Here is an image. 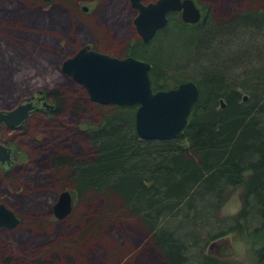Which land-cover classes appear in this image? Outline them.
Segmentation results:
<instances>
[{
    "label": "trees",
    "instance_id": "16d2710c",
    "mask_svg": "<svg viewBox=\"0 0 264 264\" xmlns=\"http://www.w3.org/2000/svg\"><path fill=\"white\" fill-rule=\"evenodd\" d=\"M238 11L236 18L220 23H214L204 13L195 24L186 25L179 17L176 21L175 33L183 37L185 53H200L210 47L213 56V62L201 71L200 79L190 78L199 87V97L181 134L166 140L140 139L134 127L136 106L110 104L105 106L108 110L97 124L82 129L92 145V155H50L54 169L66 168L75 195L101 196L106 203L112 202L110 196L114 195L118 201L114 210L123 209L142 222L165 264H240L201 251L198 262L188 261L185 242L167 228L170 221L196 223L202 217L197 202L210 201L202 209L208 217L225 201L228 190L239 185L244 188L243 207L232 218L233 225L217 229L209 238L219 240L235 231L249 246L254 264H264V4ZM175 16L170 14L169 21L176 20ZM238 27L248 30L249 35L245 40L238 37L240 43L229 53L227 35L235 37ZM166 30L167 26L148 43L139 40L129 46L123 56L113 55L149 62L151 87L155 91L189 80L169 69V62L174 60L169 44L158 39ZM153 42L156 44L150 49ZM224 50L229 53L225 59L221 56ZM210 54H205L208 61ZM26 55L33 56L29 58L33 65L48 66L36 53L17 47L0 35V94L9 93V88L22 85L23 79L29 77L26 69L33 65L25 62ZM229 60L234 68L226 67L224 62ZM58 82L64 84L59 79ZM42 93L53 102L50 113H59L65 105L75 110L80 106L58 87L43 89ZM248 208L257 218L253 226H248ZM91 228L89 225L85 231ZM39 263L41 259L36 258L30 264Z\"/></svg>",
    "mask_w": 264,
    "mask_h": 264
},
{
    "label": "rangeland",
    "instance_id": "374dc122",
    "mask_svg": "<svg viewBox=\"0 0 264 264\" xmlns=\"http://www.w3.org/2000/svg\"><path fill=\"white\" fill-rule=\"evenodd\" d=\"M195 1L214 23L236 18L243 7L264 4V0ZM134 16L135 10L128 0H52L49 3L0 0V35L48 63L46 68L33 65L29 60L33 56L26 55L25 62L33 65L26 69L29 77L23 79L22 85L9 88V93L0 94V111H8L32 96L44 97L41 91L54 87L80 103L77 110L65 105L56 114L49 112L53 102L44 97L51 108L38 103L39 109L31 111L20 126H0V139L12 155L9 164L0 162V203L19 218L13 229L0 228V264H30L36 258L49 264H165L142 222L123 209L114 210L115 205L118 207L114 195L110 196L111 203L103 201L101 196L87 194L80 198L71 190L73 184L67 178L66 168L54 169L50 159L53 152L75 157L92 155V145L82 129L97 124L108 110L106 105L90 101L81 85L61 73L62 61L87 44L110 55H125L129 46L139 42L133 26ZM177 20L169 21L167 32L158 39L169 44L174 59L169 62V69L177 71L183 79L198 80L201 71L213 62L211 48L185 53L183 37L175 33ZM235 30V37L227 35L229 53L240 43L238 37L245 40L249 35L248 30L239 27ZM228 51L224 50L222 58L228 57ZM205 54H210L211 61ZM224 63L227 68H234L230 60ZM5 97L13 98L5 103ZM63 190L71 191L72 209L68 216L58 220L53 215V205ZM243 193L242 185L229 189L225 201L208 217L202 209L210 201L197 202L202 217L194 224L181 220L168 223L167 228L174 236L185 242L188 261L198 262L201 251L240 264L255 263L249 246L235 231L215 243L209 238L217 229L233 225L232 218L243 207ZM106 205L110 208L104 209ZM249 214L248 226H253L257 218L253 211ZM89 225L92 230L85 231Z\"/></svg>",
    "mask_w": 264,
    "mask_h": 264
},
{
    "label": "water",
    "instance_id": "95a60500",
    "mask_svg": "<svg viewBox=\"0 0 264 264\" xmlns=\"http://www.w3.org/2000/svg\"><path fill=\"white\" fill-rule=\"evenodd\" d=\"M42 1L49 3L52 0ZM128 1L136 11L133 24L143 43H148L158 30L166 26L170 12L181 11L185 23L195 24L201 19L193 0H156L147 4H144L145 0ZM151 66L149 62L132 56L118 58L93 50L87 44L64 59L60 71L81 85L92 102L136 106L134 127L140 139H173L187 126L188 116L199 97V87L195 81L186 80L174 88L155 91L149 77ZM34 98L32 96L8 111H0V126L18 127L37 108L38 102L45 108L52 107L44 97ZM220 102L223 106V101ZM10 161V150L0 141V162L9 164ZM72 202L71 191H61L53 205L54 217L61 220L68 216ZM18 223L14 212L0 203V228L13 229Z\"/></svg>",
    "mask_w": 264,
    "mask_h": 264
},
{
    "label": "flooded vegetation",
    "instance_id": "af4514ba",
    "mask_svg": "<svg viewBox=\"0 0 264 264\" xmlns=\"http://www.w3.org/2000/svg\"><path fill=\"white\" fill-rule=\"evenodd\" d=\"M154 1H156V0H145L144 1V4H147V3H149V2H154ZM194 1V3H195V5L197 6V8L199 9V11H200V13H201V17H202V15H203V13H202V11H203V9L201 8V6L200 5H198L197 4V2L195 1V0H193ZM83 10H86V8L85 7H83ZM84 12H87V11H84ZM135 14H136V11H135ZM170 14H174V15H176L175 17L176 18H180L181 19V11H178V12H170V13H168L167 14V24H168V22H169V16H170ZM182 20V19H181ZM183 22V21H182ZM183 23H185V22H183ZM167 24H166V26H167ZM186 25L187 24H190V23H185ZM133 26H134V24H133ZM165 26V27H166ZM164 27V28H165ZM163 29V28H162ZM162 29H160V30H162ZM134 30L136 31V28H135V26H134ZM160 30H158V31H160ZM157 31V32H158ZM156 32V33H157ZM155 33V34H156ZM138 36V35H137ZM155 36V35H154ZM153 36V37H154ZM139 37V36H138ZM138 40H140V41H142L141 39H140V37L138 38ZM143 43V42H142ZM91 47V49H93V50H96V51H98L97 49H95V48H93L92 46H90ZM99 52H101V51H99ZM102 53H105V52H102ZM106 54H108V53H106ZM110 55V54H109ZM113 56V55H112ZM38 103H40L41 104V102H38ZM39 104H37V106H38ZM39 108L37 107L35 110H38ZM34 111V110H33ZM10 156L12 157V155H11V153H10ZM72 195V194H71ZM15 214V213H14ZM16 215V214H15ZM17 216V215H16ZM18 218V217H17ZM19 219V218H18Z\"/></svg>",
    "mask_w": 264,
    "mask_h": 264
},
{
    "label": "bare ground",
    "instance_id": "6f19581e",
    "mask_svg": "<svg viewBox=\"0 0 264 264\" xmlns=\"http://www.w3.org/2000/svg\"><path fill=\"white\" fill-rule=\"evenodd\" d=\"M135 15H136V14H135ZM134 17H135V16H134ZM133 19H134V18H133ZM26 119H27V118H26ZM26 119H25V120H26ZM23 122H24V121H23ZM23 122H22V123H23ZM22 123H21V124H22ZM21 124H20V125H21ZM20 125H19V126H20Z\"/></svg>",
    "mask_w": 264,
    "mask_h": 264
}]
</instances>
